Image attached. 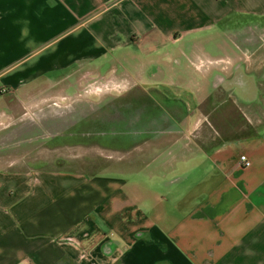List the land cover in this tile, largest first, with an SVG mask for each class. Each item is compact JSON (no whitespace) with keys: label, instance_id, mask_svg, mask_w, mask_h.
I'll list each match as a JSON object with an SVG mask.
<instances>
[{"label":"crops","instance_id":"obj_1","mask_svg":"<svg viewBox=\"0 0 264 264\" xmlns=\"http://www.w3.org/2000/svg\"><path fill=\"white\" fill-rule=\"evenodd\" d=\"M242 17L263 19L264 0H0V149L37 138L57 150L69 143L44 140L74 129L73 119L58 112L66 74L82 76L73 86L99 75L117 90L118 71L126 72V86L181 100L189 120L178 152L163 155L176 140L168 130L136 149V171L149 183L134 181V196L128 179L112 174L105 158L97 165L90 148L80 158L98 170L65 169L70 160L85 165L61 154L54 167L0 158V264H264V130L239 145L209 127L197 130L202 107L210 111L205 93L216 64L188 67L181 94L169 86L176 83V36ZM152 64L166 67V81L143 73ZM49 86L61 92H44ZM88 86L89 113L99 92ZM45 104L51 110L41 109ZM139 111L144 118L147 104ZM243 154L249 165L241 163ZM177 159L195 163L171 178ZM150 165L158 168L146 170ZM177 211L183 215L175 223Z\"/></svg>","mask_w":264,"mask_h":264},{"label":"flooded vegetation","instance_id":"obj_2","mask_svg":"<svg viewBox=\"0 0 264 264\" xmlns=\"http://www.w3.org/2000/svg\"><path fill=\"white\" fill-rule=\"evenodd\" d=\"M175 39L180 51L173 58L171 68L177 84L169 85L175 94H181L189 81L188 67L197 63L201 66L212 64L205 57L210 51L216 54L217 67L209 75L205 93L210 111L205 110L207 106L202 107L201 114L205 113V117H200L197 130L209 127L218 136L228 137L237 145L246 144L256 131L264 130V18L226 19L217 24L215 33L210 36L204 32L186 33ZM143 73L161 82L169 77L166 67L159 64L148 66ZM118 92L119 102L107 95L101 97L92 93L96 97L94 109L88 113L87 107L79 104L77 107L82 109L74 110V128L78 124H88L86 134L89 139L84 142L90 143L89 146L136 150L143 142L159 140V135L168 130L176 140L171 143L169 152L163 153L165 156L178 152L188 141L183 131L189 126V120L181 100L139 84L126 86ZM159 102L164 110L157 108ZM143 103L149 110L144 118L139 111V105ZM112 106H117V110H112ZM94 136L99 138L95 140ZM104 158L97 156V160L107 162L115 157ZM139 234L145 236L146 232Z\"/></svg>","mask_w":264,"mask_h":264},{"label":"rangeland","instance_id":"obj_3","mask_svg":"<svg viewBox=\"0 0 264 264\" xmlns=\"http://www.w3.org/2000/svg\"><path fill=\"white\" fill-rule=\"evenodd\" d=\"M213 33H215V31H211V32L207 31L206 32V34L208 36H210ZM210 52L207 53L205 58H208L209 60H211L212 64H216V57H215L216 54L214 52H211L212 53L211 54ZM208 65H210V64H208ZM118 72H119V77L122 78L124 81L123 80L121 81V83L123 85L121 87H119L117 90L111 89L114 86L113 83H111V82H108L107 87H104L102 85L104 79H103V77H101L99 75H97V76L92 75V77H90L86 80L85 84L73 86L74 83H71L70 81L73 79L82 77V76L81 75L77 76V74H74V75L66 74L64 76L65 77L64 85H62L61 88L58 86L59 89H62V93L64 96V100L62 101L63 103L61 104L63 109L61 111L59 110L58 112H61L63 114H67L66 116L68 119L72 118L74 120L73 111L76 108L82 109L81 107L78 108L77 105L81 104V105L87 107V104H88L87 97L90 94V91L93 89V88L91 89V87L88 86L89 84H91V85L95 84L97 87L95 89L99 93H101V97H103V96H105V93L106 94L110 93V92H116L117 93L122 88H125L126 83L129 84L130 82H132V80L128 77L126 72H122V73H120V71H118ZM127 88H128V86H127ZM55 90H56V87L49 86L48 90H46L44 92L53 93V94H55V92H61V91H57V90L55 91ZM107 96H109L110 97L109 99H111L115 102L121 101L120 100L121 97L119 98V96H112V95H107ZM94 97L95 96L92 95L91 98L94 99ZM56 99H57V97H53V100H56ZM115 104L118 105V103H115ZM46 105L47 104L42 105L41 109L44 107H47L46 110H48V108L50 106H48V105L46 106ZM49 105L56 107L53 102H51V103L49 102ZM49 109L51 110V107ZM35 113H36V115H38L37 112H34V110H33L32 116H34ZM38 113H41V112H38ZM44 113H45V111H44ZM34 118H36V116H34ZM18 119H19L18 117L15 118V120H17V121H18ZM0 127H3V126L1 125ZM87 129H88V124L82 123V124H78L70 133L61 132L57 135L50 136L49 138L44 139L45 141H49V142H69L66 145H63V147H58V149L61 148L59 150H57V147H55V148H53V146L51 147V145L50 146H43V142H41L37 138V139H33L28 145H24V144H27V142L22 141L21 143L23 145H21V146L13 144L9 147L0 149V158H3L4 159L3 161H8V160H14V159L16 160L17 158L23 157V158H26L27 160L31 161L33 165L39 161L40 162L44 161V163L48 164V167H54L55 163L53 161H54V158H56L55 156H58L61 154L62 157H65L66 159H73L72 157H74V156L75 157L77 156L80 158L83 155H86L88 153V148H90V150H89L90 153L95 152V153H97V156H102L103 158L108 157V156H110V157L114 156L115 157L114 159H110L107 162L108 165H106V167L108 168V166H111V168L113 170L112 174H121V175H123V178L128 179V182L130 184H128L127 187L129 188V192H131V194L133 196L135 194L134 193L135 192L134 191V183H135L134 181L139 179L140 183L142 180V184L148 185L149 182L147 181V179L141 176V175H143V173L137 172L136 171L137 167L135 165H131L137 161V155L138 154H137L136 150H132L129 148H127V149L126 148L125 149H123V148L122 149L121 148L114 149V148H110V147H104L106 149H103V148L99 147L98 145L89 146L87 144V142H84V141H87L89 139V137H87V134H86ZM4 136L5 135L0 132V138H3ZM95 138H99V137L94 136V139ZM95 140H97V139H95ZM78 141H79V143L81 141L82 142L79 144V143H77ZM112 145H114V144H112ZM91 149H92V151H91ZM120 159H122V160H120ZM3 161H0V162L5 163ZM70 161H72V160H70ZM70 161H67L63 165V167L65 169L71 168L74 171L75 170H81V169L87 170V168L91 171L94 169L98 170V166L92 167V168L88 167L86 158L85 159L80 158V161H81L80 163H83L85 165V167L80 166V164H76V162H70ZM101 162H103L102 159L96 160L97 165L100 164ZM44 163H42V164H44ZM176 163H177L178 168L169 172V176L171 178H175L176 176H182L185 173V170H187L186 172H188V170L190 171V169L193 168V164L195 162L193 161L190 163H185L184 159H177ZM100 168H101V170L104 169V167H102V166ZM157 168L158 167L154 166V165H150L148 168L145 166L146 170H148V169L154 170ZM120 169L124 170L123 173H121V171H118ZM196 177H198V175ZM157 186H159V188L161 187L159 183L157 184ZM179 187L180 188H177V189L180 191H183V187H184L183 184ZM128 188H127V190H128ZM159 191L161 193H163V195H166L168 193L167 190L165 188H162V187L159 189ZM183 203L184 202H182V205H185ZM173 204H175V203L170 202V203H167V206L171 208V206ZM180 209L183 210L184 208H180ZM182 215H183V212H178V211L176 212L175 223L179 221V219L182 217ZM146 239H148V236L146 237Z\"/></svg>","mask_w":264,"mask_h":264},{"label":"built area","instance_id":"obj_4","mask_svg":"<svg viewBox=\"0 0 264 264\" xmlns=\"http://www.w3.org/2000/svg\"><path fill=\"white\" fill-rule=\"evenodd\" d=\"M240 161L244 165H249L250 164L249 159L247 158V156L245 154H243V155L240 156Z\"/></svg>","mask_w":264,"mask_h":264}]
</instances>
